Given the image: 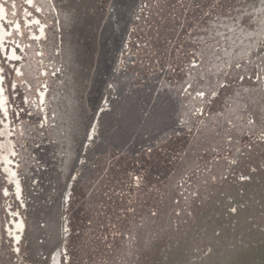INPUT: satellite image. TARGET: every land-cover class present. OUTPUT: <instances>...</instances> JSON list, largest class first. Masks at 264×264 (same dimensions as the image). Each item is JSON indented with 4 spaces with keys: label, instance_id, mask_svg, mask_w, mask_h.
I'll list each match as a JSON object with an SVG mask.
<instances>
[{
    "label": "rangeland",
    "instance_id": "rangeland-1",
    "mask_svg": "<svg viewBox=\"0 0 264 264\" xmlns=\"http://www.w3.org/2000/svg\"><path fill=\"white\" fill-rule=\"evenodd\" d=\"M56 252L264 264V0H0V264Z\"/></svg>",
    "mask_w": 264,
    "mask_h": 264
},
{
    "label": "bare ground",
    "instance_id": "bare-ground-1",
    "mask_svg": "<svg viewBox=\"0 0 264 264\" xmlns=\"http://www.w3.org/2000/svg\"><path fill=\"white\" fill-rule=\"evenodd\" d=\"M59 252H60V251H59ZM59 252H56V253H55V256H54V264H59V262H60V261H59V257H60L59 255H60L61 253L59 254Z\"/></svg>",
    "mask_w": 264,
    "mask_h": 264
}]
</instances>
